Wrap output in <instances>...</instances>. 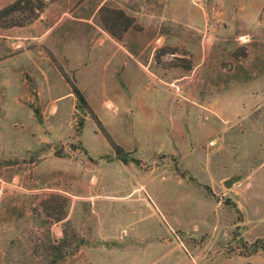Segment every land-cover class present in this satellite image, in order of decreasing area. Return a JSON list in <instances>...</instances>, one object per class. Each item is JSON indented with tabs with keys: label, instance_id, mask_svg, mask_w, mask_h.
<instances>
[{
	"label": "rangeland",
	"instance_id": "374dc122",
	"mask_svg": "<svg viewBox=\"0 0 264 264\" xmlns=\"http://www.w3.org/2000/svg\"><path fill=\"white\" fill-rule=\"evenodd\" d=\"M102 7L136 27L111 35ZM42 16L0 27V264H264V0Z\"/></svg>",
	"mask_w": 264,
	"mask_h": 264
},
{
	"label": "trees",
	"instance_id": "16d2710c",
	"mask_svg": "<svg viewBox=\"0 0 264 264\" xmlns=\"http://www.w3.org/2000/svg\"><path fill=\"white\" fill-rule=\"evenodd\" d=\"M49 0H14L13 2L4 5L0 8V27L10 29L15 27H25L31 25L41 17L44 11L49 6ZM102 15V24L106 27L109 33L118 39H123L127 31L136 27V19L127 14L121 8L102 7L100 9ZM165 49V48H162ZM161 49V50H162ZM185 69H191V64H179ZM72 92L76 95L78 100V107L89 108L88 100L86 99L82 90L75 84H72ZM37 115H40L39 108L36 109ZM117 157L123 161H127L126 156L123 154L124 150L118 146L115 148ZM63 215L57 219H63ZM77 239V235L74 234ZM73 239H69L65 232L64 236L60 239H54L50 242L47 250L55 254V259H64L67 255L74 254L80 244L74 248L71 247ZM82 241V240H80ZM248 245L247 243L245 244ZM250 253H256L264 250V238H259L249 244Z\"/></svg>",
	"mask_w": 264,
	"mask_h": 264
},
{
	"label": "crops",
	"instance_id": "0c3cea01",
	"mask_svg": "<svg viewBox=\"0 0 264 264\" xmlns=\"http://www.w3.org/2000/svg\"><path fill=\"white\" fill-rule=\"evenodd\" d=\"M14 0H8L5 4H3V6L4 5H6V4H9V3H11V2H13ZM50 1V0H49ZM2 6V7H3ZM43 15V14H42ZM41 15V17L39 18V19H37L35 22H33L31 25H29V26H25V27H18V28H29V27H35V25H36V23L43 17ZM11 29V28H10Z\"/></svg>",
	"mask_w": 264,
	"mask_h": 264
},
{
	"label": "water",
	"instance_id": "95a60500",
	"mask_svg": "<svg viewBox=\"0 0 264 264\" xmlns=\"http://www.w3.org/2000/svg\"><path fill=\"white\" fill-rule=\"evenodd\" d=\"M227 184H230V182H227Z\"/></svg>",
	"mask_w": 264,
	"mask_h": 264
}]
</instances>
